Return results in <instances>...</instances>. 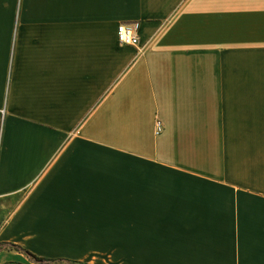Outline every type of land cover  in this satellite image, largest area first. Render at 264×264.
<instances>
[{"label": "crops", "instance_id": "obj_1", "mask_svg": "<svg viewBox=\"0 0 264 264\" xmlns=\"http://www.w3.org/2000/svg\"><path fill=\"white\" fill-rule=\"evenodd\" d=\"M0 243L264 264V0H0Z\"/></svg>", "mask_w": 264, "mask_h": 264}, {"label": "built area", "instance_id": "obj_2", "mask_svg": "<svg viewBox=\"0 0 264 264\" xmlns=\"http://www.w3.org/2000/svg\"><path fill=\"white\" fill-rule=\"evenodd\" d=\"M137 23L135 21L130 22H118L115 27V34L118 43L136 45L138 43L137 37ZM160 125L158 121H155V132H158Z\"/></svg>", "mask_w": 264, "mask_h": 264}, {"label": "trees", "instance_id": "obj_3", "mask_svg": "<svg viewBox=\"0 0 264 264\" xmlns=\"http://www.w3.org/2000/svg\"><path fill=\"white\" fill-rule=\"evenodd\" d=\"M0 248H14L16 250H19L23 253H25V255H27V257L38 263V264H51L52 262H54L53 259H49V258H44V257H39L34 255L33 253L25 250L24 248H22L21 246L17 245V244H13V243H0ZM67 263H72L70 261H66ZM73 264H81V263H73Z\"/></svg>", "mask_w": 264, "mask_h": 264}]
</instances>
